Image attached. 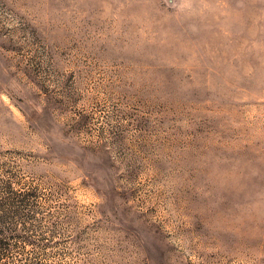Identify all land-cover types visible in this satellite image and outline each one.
Returning <instances> with one entry per match:
<instances>
[{
    "label": "rangeland",
    "instance_id": "rangeland-1",
    "mask_svg": "<svg viewBox=\"0 0 264 264\" xmlns=\"http://www.w3.org/2000/svg\"><path fill=\"white\" fill-rule=\"evenodd\" d=\"M0 264H264V0H0Z\"/></svg>",
    "mask_w": 264,
    "mask_h": 264
}]
</instances>
